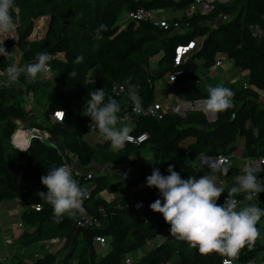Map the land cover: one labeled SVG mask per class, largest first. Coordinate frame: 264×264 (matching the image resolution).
<instances>
[{"label": "trees", "instance_id": "obj_1", "mask_svg": "<svg viewBox=\"0 0 264 264\" xmlns=\"http://www.w3.org/2000/svg\"><path fill=\"white\" fill-rule=\"evenodd\" d=\"M192 1L14 0L16 39L7 41L6 45L21 51L26 65L35 63L39 53L47 54L51 73L56 76L42 120L31 123V127L46 130L51 139L32 138L25 151L13 148L10 138L17 128L16 121L26 118L27 110L18 91L0 82V201L18 200L24 207L22 224L28 227L22 244L41 245L37 257H16L13 264H124L127 256L133 264H221L223 259H228L218 253L201 254L166 233L170 225L161 214L149 208L160 197L157 189L146 187V177L154 168L167 175L171 164L181 178L198 179L210 171L203 164L202 156H233L239 147H243L246 158L264 155V37H255L250 32L251 25L264 29V0L216 1L215 9L207 14L189 12ZM139 10L151 11L152 17H130V13ZM124 13L127 20L121 23ZM164 13L170 14L166 28L153 21ZM41 17H45L44 30L40 35H33L36 20ZM101 24L107 25L108 30L102 33L103 39L95 40V30ZM190 41L194 47L175 65L176 47L186 46ZM157 54L159 62L153 73L150 60ZM220 55L231 59L237 71L245 72L246 86L228 87L234 93L233 106L216 114L214 121L207 120L200 111H188L184 116L161 111L160 117L133 113L131 134H147L140 144L127 142L121 151L104 152L83 138L84 124L89 118L85 111L92 91L103 88L105 102L108 97L116 99L121 117L128 111V104H132L128 96L130 84L139 86L138 95L142 106H146L155 100V78L179 70L181 73L175 82L185 85L183 98L203 100L207 98L209 86L221 83L203 82L198 70L213 67ZM77 57H83V62L75 63ZM10 64L9 57L0 56V75H4ZM73 72L75 76L70 75ZM28 78L25 74L19 77L23 83ZM120 84L126 86V91L117 94L113 87ZM55 111H63L61 121L50 120ZM187 137L192 140L182 148L181 141ZM138 150L149 151L152 161L141 160ZM64 153L68 161L73 156L74 163L83 170H89L95 162L134 169L118 175L122 178L117 182L128 185L144 182L146 197L142 210H134L121 195L109 203L104 200L99 193L113 187L104 183L106 175L89 170L94 186L83 207L98 220V225L77 226L78 213L58 221L51 205L37 193H46L40 177L61 166ZM242 168L233 164L222 175L238 176ZM86 181L82 177L77 182L82 187ZM224 189L218 204H223L227 196L229 187ZM236 198L244 199V194ZM248 203L264 209V192L253 201L245 202ZM36 205L39 209H35ZM99 207L104 213L99 212ZM263 220L261 217L258 229ZM96 236L106 239V247L96 243ZM52 239L56 241L45 247V242ZM263 248L264 240L258 238L251 249H242L233 262L245 264Z\"/></svg>", "mask_w": 264, "mask_h": 264}, {"label": "clouds", "instance_id": "obj_2", "mask_svg": "<svg viewBox=\"0 0 264 264\" xmlns=\"http://www.w3.org/2000/svg\"><path fill=\"white\" fill-rule=\"evenodd\" d=\"M14 11V0H0V35L6 38L17 27ZM107 30V25H99L95 30L94 39H103L102 33ZM182 47H186L188 52L194 44L188 43ZM9 55L5 45L0 46V56ZM176 55L174 54V57ZM48 61L47 54L39 53L35 63L24 67L10 64L4 75L9 83L17 81L22 73L36 79L39 74L49 71ZM74 62L82 63L83 57H77ZM70 75L75 76L76 73ZM138 87L136 84L129 85L128 96L134 111H140L142 106ZM207 93V98L203 99L201 105L203 113L216 115L233 106L234 93L223 84L209 86ZM89 97L85 116L90 117L91 124L95 125L99 136L110 142L112 150L121 151L131 139L133 129L118 115L121 110L119 103L112 97H108L105 102L106 94L103 88L92 91ZM21 148L23 149V145ZM203 163L210 171L198 179L193 176L181 178L171 164L167 168V175H162L158 168H154L151 175L146 177V187L157 189L160 198L152 202L149 208L162 215L165 223L170 225V235L177 240L188 243L201 254H221L228 258L224 264H232L242 249H251L255 245L260 237L257 224L261 217H264V209L252 203L241 207V201L236 197L243 193L244 200L251 202L264 192V184L260 183L253 168L245 165L241 169L242 174L236 177L235 186L228 189L223 204H218V199L225 192L218 182V177L219 174H227L229 161L221 157L218 160L210 158ZM40 182L47 191L37 195L51 205L54 218L58 221L66 215L72 217L84 211L83 201L88 198V192L73 178L69 166L53 167L46 175L40 177Z\"/></svg>", "mask_w": 264, "mask_h": 264}, {"label": "crops", "instance_id": "obj_3", "mask_svg": "<svg viewBox=\"0 0 264 264\" xmlns=\"http://www.w3.org/2000/svg\"><path fill=\"white\" fill-rule=\"evenodd\" d=\"M177 54V53H175ZM160 57V55H158ZM159 59V58H158ZM155 61L154 64H152L150 68L152 69V72L155 73V64H157L159 61ZM219 59L221 60L220 66H213L210 69L205 70L204 68H200L198 70V75L202 78L203 82H208V84L211 83H221L225 87H230L231 85L235 88H239L240 84H242V81L239 77L241 74V71H237V69L233 66L232 60L228 59L227 57L220 55ZM216 76H220L219 80H215ZM170 73H164L163 75L159 76L158 78H155L154 81V93H155V100H159L162 106L163 112H171L172 107L179 104L180 102H183L185 99L183 98V91L185 89V85L183 83H176L174 81L169 80ZM215 80L211 81L210 79ZM30 106V105H29ZM27 110V109H26ZM26 118L21 119L27 120L31 119L35 122H40L41 118L35 115L34 113H30V111H27ZM131 128L133 127L132 123H127ZM85 130L83 134V138L94 148L102 149V150H112L110 142L104 141L98 134V131L95 127V125L91 124L90 117L85 122ZM25 126V125H23ZM119 126V125H118ZM26 127V126H25ZM31 127V126H30ZM24 132L22 130L18 129L15 131V137L14 140L21 147V142L19 141V137ZM23 143V142H22ZM24 149V148H23ZM240 149L239 151H241ZM242 152V151H241ZM233 154V158L235 157ZM240 158L243 159V166L246 164V156L245 153L242 152L240 154ZM235 164L234 160H232ZM238 166H242L239 162H237ZM242 166V167H243ZM89 170L94 173H102L107 176L104 183L108 182V185L115 184L113 188H110V190H102L99 195L106 200L108 203L111 202L114 197L121 195L125 198V200L128 203H133L137 200H145L146 197V191L144 187V182H137L133 183L132 185H128L124 182L118 183L119 178L118 175L123 174V172H131L134 169L128 168L127 166H115L113 164H107V163H99L95 162L90 165ZM115 177V179L111 180V176ZM227 177V178H226ZM236 177L234 175H227L224 178V175L219 174L218 182L219 181H225V187H232L235 186ZM119 178V179H117ZM84 184V183H83ZM82 187L85 188L87 184H85ZM119 184V185H118ZM123 184V186L121 185ZM111 187V186H110ZM24 207L18 202L16 199H10V200H2L0 201V257L4 258V261L2 264H13V261L16 257L19 258H30L35 255L40 254L41 252V245L40 244H31V245H24L22 244L23 241V235L25 231L28 230V227L25 224H22L20 226V223H22L21 220V212L23 211ZM260 239L264 240V220L261 221L260 224ZM167 231V230H165ZM52 241H56L55 239H52ZM46 246H48L49 242H45ZM29 249V250H27ZM234 264H239L236 262H233Z\"/></svg>", "mask_w": 264, "mask_h": 264}, {"label": "built area", "instance_id": "obj_4", "mask_svg": "<svg viewBox=\"0 0 264 264\" xmlns=\"http://www.w3.org/2000/svg\"><path fill=\"white\" fill-rule=\"evenodd\" d=\"M216 1H225V0H193L189 4L188 11L194 12V13L198 12L201 14H207V13H209L215 9V2ZM129 15L133 19H141V18L152 17V12L139 10L137 12L130 13ZM169 16H170V14L164 13V14L157 16L155 19H153V21H154L155 25H159L161 27L166 28L168 26L166 19H168ZM250 32L255 37H264V29L261 28L259 25H251L250 26ZM189 44L192 45V44H194V42L190 41ZM179 49L182 50V54H180L178 52ZM176 52H177V55L174 57V64L175 65L179 64V62L181 61L183 56L187 53V49H186V47L178 46L176 48ZM220 65H221V60L218 58L216 60L214 66L217 67ZM180 73H181V71H179V70H173L170 73L169 80L174 81L176 76L180 75ZM50 75H51L50 67H49V71L47 73L39 74L40 77H47ZM242 85L246 86V82L242 81ZM113 91H115L117 94L125 93L126 86L123 84L116 85L113 87ZM26 98H27V96H26ZM202 101H203L202 99L193 100V101L184 100L183 102H180L179 104L172 107L171 112L173 114L178 115V116H184L188 111H200V112H202V110H201ZM127 108H128V111H126L125 114L123 116H121V118L124 119L125 123H129V124L132 123V114L133 113L136 115L142 114V115H149L152 117H160L161 110H162V106H161V103L159 100H154L151 104H148L146 106H141L140 111H134L132 104H128ZM57 113H61L62 115L58 117ZM205 116H206V119L209 121H214L216 119V115L205 114ZM62 117H63V111H55L53 113V115L50 117V120L51 121H61ZM18 129H21L22 131L26 132L28 135V142L26 143L24 149H22L19 145H17V143L14 140L15 132L12 134V136L10 138V143H11L13 148L18 149L20 151H25L27 149L32 138L37 137L41 140H47V141L51 139L49 133L46 130L39 129L37 127H29V128L18 127V128H16V130H18ZM130 136H131V139L129 140V143L136 144V145L145 141L147 138L146 133H140L138 135L130 134ZM54 143H56V142L53 141V144ZM221 157L226 158L229 161V164L227 165L228 168L234 164L232 161L233 160L232 155H218L216 157H213L210 155H204V156H202V162L208 161L210 158L213 160H218ZM62 160H63V163L61 165H67L71 168L74 179H76L78 181L79 179H81L83 177L85 180H88L89 186L91 188L94 186V184H92L91 179H90V178H93V175L91 174V172L89 170H83L76 163H74L72 161H68L65 153L62 154ZM204 165L206 166V164H204ZM245 165L251 166L254 170V174H257V175L260 174V176L258 177V180L260 181V183L264 184V155H262L261 157H257V158H246V164ZM219 184L221 186L225 187V183L223 181H219ZM89 191L90 190H88L87 192L89 193ZM236 199H238V198H236ZM238 200L241 201V205H245L246 200H244V199H238ZM138 204L141 206L137 207ZM144 205H145V202L143 200H137V201L132 203V207L136 211H141L142 208L144 207ZM35 209H39V205H36ZM83 209H84V211L78 212L77 216L75 217L76 225L81 226V227H94V226L98 225V220L94 216L89 214L85 210L84 207H83ZM99 212L104 213V209L102 207H99ZM144 222L145 223L148 222L146 217H144ZM21 225H22V223H20V226ZM166 230L167 231H165V232L170 234V229H166ZM94 240L96 241V243L101 248H104L107 245V241L104 237L96 236L94 238ZM37 256L38 255H35V257H37ZM0 260L4 261V258L0 257ZM225 260L226 259H223L221 264H224ZM124 264H133L132 258L130 256L125 257ZM159 264H168V263L161 262ZM232 264H234L233 261H232ZM245 264H264V248L262 249V251L259 253V255L256 258L249 260Z\"/></svg>", "mask_w": 264, "mask_h": 264}, {"label": "rangeland", "instance_id": "obj_5", "mask_svg": "<svg viewBox=\"0 0 264 264\" xmlns=\"http://www.w3.org/2000/svg\"><path fill=\"white\" fill-rule=\"evenodd\" d=\"M126 20H127V15H126V13H124L120 19V22L123 23ZM44 22H45V17H41L38 20H36L33 35H40L42 33V31L44 30L43 29ZM15 39H16V30L15 29L12 33L9 34V37H7V38L3 35H0V42L1 43L4 42L3 45H5L6 51H8L10 53V55L7 57H9L11 59L12 64L15 63L18 66L24 67V66H26V64H25V61L23 59L21 51H19L15 47L6 45L7 41H9V40L15 41ZM196 42L198 43V40ZM189 53H190V51H188L183 56V58H186ZM158 58H159L158 54L155 55L154 57H152L151 58V60L153 61L152 64H154ZM23 74L24 73H22L21 75H23ZM55 76H56V74L54 72H52L51 75L47 76V77H40L38 75L36 79L28 78L25 83H23L20 79H18L17 81H15L13 83H9L8 80L6 79L5 75L1 74L0 75V82L6 83V84L8 83L12 87H14V89H16L18 91L20 101L25 106V109H27L28 112L30 111L31 114L34 113L35 115L40 117L42 120V113H43V110L45 109V106L47 104V97L51 93L52 83L55 82ZM239 77H240L241 81L246 82L244 71H241V74L239 75ZM219 79H220V76L215 77V80H219ZM210 80L215 81V80H213V78ZM28 85H29V87H27ZM26 96H27V98H26ZM27 115L29 116V114H27ZM32 121L33 120H31V119H28V121L27 120H23V121L17 120L16 121L17 128L18 127L25 128V126H26V128H29L31 126ZM23 125H25V126H23ZM191 140H192V137H187L186 139L182 140L181 141L182 142L181 147L185 148L187 146V144L189 142H191ZM19 141L22 142L20 138H19ZM4 148H5V150L9 149L6 142L4 144ZM240 149H242L241 151L244 152L243 147H239L235 151L236 154L234 155L235 157L233 158V160H234L235 164H237V162H239L243 166V164L245 162H243V159L240 158V154H242V152L239 151ZM98 150L104 151V152L108 151V150H102V149H98ZM139 151L140 150H138L137 153ZM137 156L143 161H150V162L152 161V155L147 150L140 151V153L137 154ZM74 160H75V158L73 156H71V161L74 162ZM110 176H111V174H110ZM224 178H225V176H224ZM113 179H115V177L111 176L110 183L112 182ZM85 184H87V186H85L84 189H86L87 191L91 190L93 188V187L91 188L89 186L88 181L84 182L83 186ZM121 185L123 186V184H121ZM109 186L114 187V184H110ZM252 204H255V203H252ZM242 206H244V205H241V207ZM260 229H261V227L259 228V230ZM47 242H49V244H51L54 241L50 240ZM27 250H29V249H27Z\"/></svg>", "mask_w": 264, "mask_h": 264}, {"label": "bare ground", "instance_id": "obj_6", "mask_svg": "<svg viewBox=\"0 0 264 264\" xmlns=\"http://www.w3.org/2000/svg\"><path fill=\"white\" fill-rule=\"evenodd\" d=\"M180 54H182V50L181 49H179V51H178ZM21 130V129H20ZM22 132H24V131H22ZM20 139H21V141L23 142H21V144L23 145V148L25 147V145H26V143L28 142V135H27V133L26 132H24L22 135H21V137H19Z\"/></svg>", "mask_w": 264, "mask_h": 264}, {"label": "snow or ice", "instance_id": "obj_7", "mask_svg": "<svg viewBox=\"0 0 264 264\" xmlns=\"http://www.w3.org/2000/svg\"><path fill=\"white\" fill-rule=\"evenodd\" d=\"M62 114L61 113H57V116L59 117V116H61Z\"/></svg>", "mask_w": 264, "mask_h": 264}]
</instances>
